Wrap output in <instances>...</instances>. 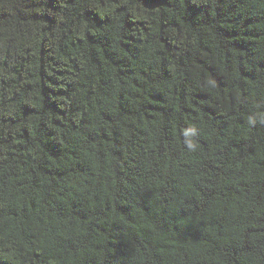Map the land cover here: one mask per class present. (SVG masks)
Returning <instances> with one entry per match:
<instances>
[{
	"label": "trees",
	"instance_id": "1",
	"mask_svg": "<svg viewBox=\"0 0 264 264\" xmlns=\"http://www.w3.org/2000/svg\"><path fill=\"white\" fill-rule=\"evenodd\" d=\"M0 264H264V0H0Z\"/></svg>",
	"mask_w": 264,
	"mask_h": 264
}]
</instances>
